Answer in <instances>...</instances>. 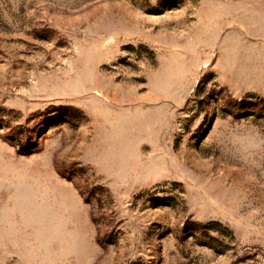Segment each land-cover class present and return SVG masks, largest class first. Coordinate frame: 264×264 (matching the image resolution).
I'll list each match as a JSON object with an SVG mask.
<instances>
[{"label":"rangeland","instance_id":"rangeland-1","mask_svg":"<svg viewBox=\"0 0 264 264\" xmlns=\"http://www.w3.org/2000/svg\"><path fill=\"white\" fill-rule=\"evenodd\" d=\"M0 264H264V0H0Z\"/></svg>","mask_w":264,"mask_h":264}]
</instances>
